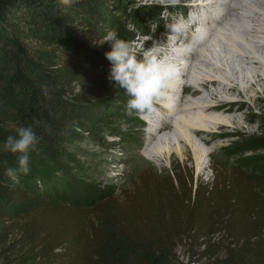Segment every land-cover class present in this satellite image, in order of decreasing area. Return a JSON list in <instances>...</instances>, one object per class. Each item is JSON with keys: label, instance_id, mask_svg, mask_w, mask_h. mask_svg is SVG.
Here are the masks:
<instances>
[{"label": "trees", "instance_id": "trees-1", "mask_svg": "<svg viewBox=\"0 0 264 264\" xmlns=\"http://www.w3.org/2000/svg\"><path fill=\"white\" fill-rule=\"evenodd\" d=\"M80 2L0 5V264H109L103 257L118 236L136 252L115 264H171L178 249L188 253L185 264H264V183L247 172L210 168L211 181L199 182L179 166L147 171L117 196L86 205L59 199L32 205L26 189L2 178L6 168L18 169V154L2 148L18 127L32 126L39 138L28 167L52 152L66 153L76 138L72 106L82 98L69 90L83 67L59 45L74 16L69 5ZM82 3L86 12L101 2ZM251 142L249 150H264V127ZM17 175L24 181L26 174ZM27 186L47 193L44 183Z\"/></svg>", "mask_w": 264, "mask_h": 264}, {"label": "rangeland", "instance_id": "rangeland-1", "mask_svg": "<svg viewBox=\"0 0 264 264\" xmlns=\"http://www.w3.org/2000/svg\"><path fill=\"white\" fill-rule=\"evenodd\" d=\"M7 1L0 0V5ZM35 1L44 2L48 0H15L16 6L20 8ZM79 1H81L80 4L69 5V11L74 16L69 25L63 27L65 41L59 45L69 51L83 67L73 79L74 81L70 84L71 91L69 90L70 95L78 94L82 101L86 100L85 103L81 101L82 103L78 102L77 105L72 106L74 108H72L71 123L73 120L76 122L72 123L71 126L76 131V138L65 147L66 153L52 152L50 156L44 155L42 157L44 159L39 161L38 165L29 166V172L26 174L24 181L20 182L19 179L13 181L5 174L2 175V178L26 189L30 196L34 198L32 205L43 201L56 202L57 199L63 202L70 201L75 205L93 204L96 199L103 200L107 196L115 197L121 190L132 187L143 172L151 171L153 174L157 173V175L164 172L171 173L177 166L181 169L185 168L189 174L194 176V180L199 182L211 181L212 172L210 168H215L218 170L236 169L247 172L253 179L264 183V150L248 149L253 146L251 140L259 136L261 128L264 127V81L258 82L256 86L251 88L247 87L248 93L243 92L242 86L244 84L240 81L242 80L240 73L253 74L255 70H258V67L256 68V66L247 63V66L244 67L238 64V60L234 61V59L229 61L232 57L243 60L244 56L240 57V54L237 53L235 57L231 52H225V49L238 50L243 47L244 52L247 51V48L249 51L254 50L256 57L263 56L262 44L257 45L256 43L259 39L264 43V30L256 33L257 37L256 35L251 37L252 34L247 31L243 33L244 30H248L250 20L239 16L238 22L245 29L232 30L233 28L231 29L228 25L230 27L228 29L233 31L236 40L229 39L230 30L226 32L227 36H223L221 29L218 32L216 41L214 40L218 47L216 48L217 53L214 52L218 54L217 56L214 53V56L210 54L204 63L201 62L202 57H199V55H193L191 60L190 58L182 60L180 57V61H177L178 57L176 59L170 58L178 64L181 70L180 75L175 79L177 82L183 80L186 83L189 80V82L203 83L202 80L204 81L206 76L226 82L224 75H228L233 78L234 83L242 91L243 100L246 102L245 105L241 106L242 108L238 113L240 114L238 120L241 125V133H232L221 138L217 145H221L222 148L218 149L216 155L208 156L213 146H204L194 138V143L200 149L196 152L197 155L189 150L183 156L180 154L183 147L178 142V137L182 134V130L189 134L183 123L173 128L167 137L157 134L160 140L156 141L154 150L148 146V137L155 136L149 121L142 120L140 115L135 113L131 116L127 114L126 103L129 97L108 79L110 63L105 58L104 53L110 50V45L104 43V37L110 31H116L122 39L143 43L144 47H150L152 42L158 40V37L161 36L163 41L168 44L166 51L173 52L176 50L175 48L178 49L179 47H176L173 42L168 43V36L165 37L164 35L166 30L161 27V24L169 25L171 17L181 16L179 11L196 6L195 0H180L175 5L171 4L169 0H98V2H101L98 7L87 6L88 11L86 12L79 9L81 6H86V3H82L83 0ZM243 1L248 2L249 5L252 3V0ZM229 6H231L230 2ZM224 10L227 9H222V11ZM239 10L240 12L244 11V9H238L237 12ZM262 14H258L260 20L264 18ZM244 20L247 21L244 22ZM263 26L261 24L259 28ZM69 34L72 37L81 36L85 42H81L78 38H74L76 43L70 42L67 38ZM36 46L40 45L29 43L30 48ZM261 58L264 59V56ZM210 61H213L219 67L222 66L220 64H224L223 67L225 66L226 70L224 71L223 67L213 68V62ZM188 66L190 67L189 76L183 78L181 75L184 71L186 72ZM236 76L239 78L237 79ZM211 82H209L207 90L197 89V86H195L189 91L200 89L201 93L203 91L202 94L207 95L210 90L214 89V86L210 84ZM224 95L225 93L222 91L219 99H222ZM251 95H256L259 100L253 102L254 99H250ZM72 102L76 103V100H71V105L74 104ZM238 107V105H234L235 109H238ZM212 112L210 110L207 113L212 114ZM197 119L201 121L203 126L211 127L208 119L204 120L201 116ZM141 129H143V133L139 134ZM228 130L232 131V128L228 127ZM169 152L172 153L170 156ZM33 180L44 183V189L47 192L44 193L45 195L35 193L29 189L27 184H30ZM112 240L107 247L106 257L105 255L103 257L104 261L111 259L109 264H115L122 260L126 261L131 254L136 252L134 246L119 242V236L118 239L114 237ZM187 255L186 249L176 250L171 264H185ZM190 264L204 263L192 261Z\"/></svg>", "mask_w": 264, "mask_h": 264}, {"label": "bare ground", "instance_id": "bare-ground-1", "mask_svg": "<svg viewBox=\"0 0 264 264\" xmlns=\"http://www.w3.org/2000/svg\"><path fill=\"white\" fill-rule=\"evenodd\" d=\"M204 1L205 0H195V3L196 4L197 3H204ZM242 1L243 0H237V2L234 1L233 3L230 2L231 6L224 8L227 10H224L225 12L223 11L224 13L223 12L221 13V18L226 17V19L228 20V25L231 27V29L233 28L232 30H237V29H239V30L243 29L244 30L245 29L243 27V25H241L238 22L239 16L249 18L248 20H250V21L248 22V25H250V26H249V28L247 27L248 30H244L243 33L245 31H247L250 34H252L251 37H254L256 35V33H260L261 30H264V28H263L264 26L262 28H259L261 24L264 25V18L260 20V17L258 16V14H260V13L264 14V0H252V3H250V5L248 4V2H246L247 3L246 4L244 1L243 2ZM230 8H234V11H235L231 15H229V9ZM238 9H244V11L240 12V10H239V12H237ZM263 14H262V16H264ZM246 21L244 20V22H246ZM239 25H240V27L238 28ZM229 30L230 29H228L227 31L229 32ZM223 31L224 30H221V34L223 36H227V34H225ZM241 32H242V30H241ZM203 35L207 36L206 34H203ZM263 36H264V34H263ZM228 37L231 40L237 39V38H235L233 31H231V30L229 32ZM246 37H247V35H246ZM256 37H257V35H256ZM255 40H256V38L254 39V42H255ZM244 41H245V39H244ZM241 42H243V41H241ZM241 42H240V45H241ZM173 43H175L176 44L175 46L177 47V42H173ZM256 44L257 45L262 44V50L261 51L264 52L263 41L259 39V40H257ZM227 47H229V46H227ZM216 48H218V47H217V43H215L214 40H211L210 38H204V40L202 41V44L198 47V51L194 54V56L199 55V57H202L201 62L204 63L205 59L207 57H209L210 54H211V56H214V54H215L214 52L216 51V53H217ZM240 48L238 50L237 49L234 50L233 48H232L233 50L225 49V52L229 51L233 55H235V57H236L237 53L240 54V57L244 56L243 60H241V58H233V57L231 58L230 57L231 59H229V61L230 60L232 61V59H234V61L238 60L237 61L238 64L242 65L244 67L247 66L246 63L251 64L252 66L254 65V66H256V68L258 67L257 68L258 70L257 71L255 70V73H253V74L250 73L251 75L249 73H243V74L240 73L242 75V76H240L242 78V80H240V81L242 84H244L242 86V88H243L242 90H243V92H247V91H249L247 89V87L251 88L252 86H256L258 84V82L264 81V59L261 58L264 56V54L261 57H256L254 54V50L249 51V49L246 48L247 51L244 52V50H243L244 48L243 47L241 49ZM175 49L176 50H174L173 52L165 51L164 54L166 56H168L169 59L170 58L176 59V57H178L177 61H180L181 54L177 51V48H175ZM225 52H224V54H225ZM215 55L217 56L218 54H215ZM220 55H221V53H220ZM190 60H191V58H190ZM210 62H213V61H210ZM220 65H222L221 67H223L224 64H220ZM231 65H232V63H231ZM189 66H190V64H189ZM189 66L186 68L187 69L186 72L184 71L183 75H181V76H183V78L189 76V74H188L189 69H190ZM212 67L215 69L221 68L218 65H216L214 62L212 63ZM224 67L222 69L225 71L226 69ZM251 69H255V68H251ZM224 76H225L226 82L220 81L217 78H213V77H212L213 79H211L210 77L208 78L207 76H206V79L204 81L202 80L203 83H198V82L196 83V82H192V81L189 82V80H188V82H186V83H188L190 88H195V86H197L196 87L197 89L203 88V89L207 90L208 84L212 80V82L210 84H212L211 86H214V89H212V91L210 90L207 95L202 94L203 91L201 90L202 91V93H201L199 91L200 89L196 90L195 92L192 93L191 96L193 98V101H192L193 103H191L189 105L190 106H197L199 108V110H197L196 112H188V113H183V114L173 113L174 110L171 107H169V109L164 110L167 113H173L172 115H175V118L173 120V128H175L176 126L178 127L180 123H183L184 127L188 130V132L190 134L189 135L188 133H186V131L182 130V134H180L178 137V142H180L182 144V147H183L181 152H180L181 155L185 156L189 150H191L195 153L198 150H200L198 148L199 146L194 143V138H195L200 144H202L204 146L212 145L213 149L208 154V156H214L218 152V149L222 148L221 145H217V142L221 138L228 136L229 134H232V133H237V134L241 133V125H240L239 120H238L240 117V114H238V113L240 111V108H242L241 106L245 105L246 102L243 100L242 91L237 86V84L234 83L233 78L229 77L228 75H224ZM238 78L239 77H237V79ZM222 91L225 93V95L222 97V99H219V97H221ZM250 99L251 100L254 99L253 102H257L259 100V98L256 95L255 96L251 95ZM201 100H203V101H201ZM234 105H238L239 106L238 109H235ZM210 110H211V112L213 110L212 114L207 113V112H210ZM199 116L204 118V120L208 119L209 125L211 127L203 126L201 124V121H198V119H197V117H199ZM149 125H151V122H149ZM151 127H153V125H151ZM228 127L232 128V131L228 130ZM177 129L179 130L180 127ZM152 130L154 131L155 136L154 137L153 136L148 137L149 138L148 139L149 140L148 146L151 147V148L149 147L150 149L154 150L156 141L160 140L158 135H163V137H167L170 135L171 129H168L169 131L168 130L159 131V130H155V129H152ZM148 131H150V130H148ZM173 131H175V130H173ZM142 133H143V129L140 130L139 134H142ZM171 154L172 153L169 152V156ZM196 155H197V153H196ZM198 155H200V154H198Z\"/></svg>", "mask_w": 264, "mask_h": 264}, {"label": "clouds", "instance_id": "clouds-1", "mask_svg": "<svg viewBox=\"0 0 264 264\" xmlns=\"http://www.w3.org/2000/svg\"><path fill=\"white\" fill-rule=\"evenodd\" d=\"M173 5L180 0H169ZM194 21L183 16L174 17L167 25L168 43L181 42L177 51L187 54L196 49L204 39L203 32L193 27ZM186 41V42H184ZM104 43L110 50L104 53L110 63L108 79L129 97L126 103L127 114L140 115L155 110L157 104H170L171 82L180 75V67L164 53L168 44L154 40L150 47L122 39L116 31H110L104 37ZM39 138L32 126H21L16 135H8L2 145L3 150L18 154V169L8 167L7 175L13 181L18 180L17 173L29 172L30 153L36 149Z\"/></svg>", "mask_w": 264, "mask_h": 264}]
</instances>
